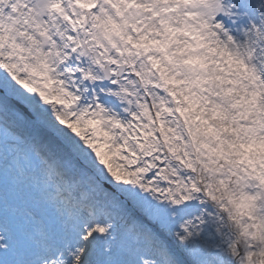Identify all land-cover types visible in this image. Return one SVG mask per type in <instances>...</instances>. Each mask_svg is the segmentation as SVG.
<instances>
[{"label": "snow or ice", "instance_id": "snow-or-ice-1", "mask_svg": "<svg viewBox=\"0 0 264 264\" xmlns=\"http://www.w3.org/2000/svg\"><path fill=\"white\" fill-rule=\"evenodd\" d=\"M0 264H264V0H0Z\"/></svg>", "mask_w": 264, "mask_h": 264}]
</instances>
